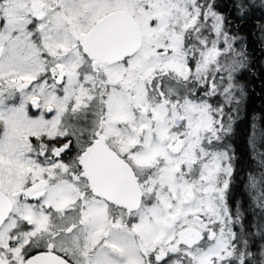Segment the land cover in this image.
I'll use <instances>...</instances> for the list:
<instances>
[{
    "label": "snow or ice",
    "instance_id": "snow-or-ice-1",
    "mask_svg": "<svg viewBox=\"0 0 264 264\" xmlns=\"http://www.w3.org/2000/svg\"><path fill=\"white\" fill-rule=\"evenodd\" d=\"M257 63L264 0H0V264H264Z\"/></svg>",
    "mask_w": 264,
    "mask_h": 264
},
{
    "label": "trees",
    "instance_id": "trees-1",
    "mask_svg": "<svg viewBox=\"0 0 264 264\" xmlns=\"http://www.w3.org/2000/svg\"><path fill=\"white\" fill-rule=\"evenodd\" d=\"M259 52L256 53L257 58H259ZM258 76L264 74V68H261L260 64L257 63L254 70ZM246 80L251 81V76H245ZM250 97L248 100V113H249V122L250 114L252 112H259L261 108H264V83L261 80L257 79L250 88ZM245 119V113H241V120ZM248 125L245 123H240L238 128V135L236 137V148L238 151L243 152L244 150V138L247 134Z\"/></svg>",
    "mask_w": 264,
    "mask_h": 264
}]
</instances>
